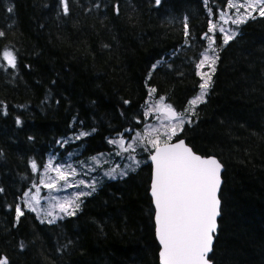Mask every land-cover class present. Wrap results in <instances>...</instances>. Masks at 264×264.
Here are the masks:
<instances>
[{"label": "trees", "instance_id": "16d2710c", "mask_svg": "<svg viewBox=\"0 0 264 264\" xmlns=\"http://www.w3.org/2000/svg\"><path fill=\"white\" fill-rule=\"evenodd\" d=\"M228 1L0 0V259L159 264L147 154L55 221L22 197L51 158L85 161L142 130L151 97L184 113L201 92L199 61ZM212 36L204 102L172 140L224 168L212 264H264V16L246 15L226 44Z\"/></svg>", "mask_w": 264, "mask_h": 264}, {"label": "snow or ice", "instance_id": "6c2138e0", "mask_svg": "<svg viewBox=\"0 0 264 264\" xmlns=\"http://www.w3.org/2000/svg\"><path fill=\"white\" fill-rule=\"evenodd\" d=\"M159 2L160 0H156L157 4ZM233 6L235 5H229V7ZM239 7L246 9V15L258 11L260 16H264V0H245V3ZM239 7H237V11H239ZM67 10L65 4V11ZM214 27L215 25H213ZM213 28H210L209 31H212ZM2 35L3 33L0 32V36ZM230 39H232L231 35L225 36L224 43H228ZM209 48H211V44H209ZM3 58L7 60L9 66H16L15 56L12 52L4 51ZM206 61L211 64L215 63L207 54L204 55L200 64L202 65ZM210 81L211 76L209 75L200 84V94L189 102V109H186L182 114L177 113L171 105L164 104L163 97L157 102L156 111H162L169 121H176L171 123L166 131L167 139L170 140L171 137L176 136L178 129L182 131L185 122L191 123V120L185 121L184 116L189 110L194 114L195 106L204 102ZM151 92H155V89H152ZM148 114L146 112L145 116ZM81 135H86V133ZM140 139V135L137 134V140ZM112 142L120 144L123 148L122 140ZM148 143L155 149V154L151 156L152 161L155 162L151 195L154 197L156 209L157 235L159 243L162 245L160 252L162 264H209L208 253L212 250L213 233L217 228V217L220 214V200L217 193L221 184L222 165L215 158H202L195 154L183 141H178L175 144L165 142L161 146L159 136H157L155 139H149ZM131 147L129 145V148ZM32 167L35 169L36 164L33 163ZM55 171L58 179L63 180L65 184L68 183L69 176L75 175L74 170L63 171L56 168ZM79 183L83 184L84 182L80 181ZM45 186L50 191L56 190V183L51 178L45 182ZM85 194L79 193L76 199H79V195ZM73 204L74 201H65L59 203L58 206L62 212L72 215L74 212H69V207ZM75 207L78 208L79 205L76 204ZM32 210L36 209L33 207ZM17 213L18 216L23 214L19 208H17ZM0 264H8L7 259H0Z\"/></svg>", "mask_w": 264, "mask_h": 264}, {"label": "rangeland", "instance_id": "374dc122", "mask_svg": "<svg viewBox=\"0 0 264 264\" xmlns=\"http://www.w3.org/2000/svg\"><path fill=\"white\" fill-rule=\"evenodd\" d=\"M244 3L245 0H229L225 9L219 13L217 20L211 23L210 28H213V25H215L213 30L209 31L210 39L208 38V41L209 44H211V48H209L208 44L206 51L201 55L200 61L203 60L205 54L215 61L216 51L212 46V35L218 32L222 34L223 39L225 36L232 35L234 26L240 23L246 16V9L244 7H239ZM230 4L235 6L229 7ZM237 7H239V11H237ZM233 21L238 22L234 23ZM213 65L214 64L207 61L202 65L199 63L198 73L202 83L204 79H207V76L211 75L214 67ZM158 101L159 100H154L152 97L148 100L147 112L149 114L146 116V121L142 130L128 136H119L118 138L110 140V143L113 144V151L98 153L85 161L71 160V156L68 155L67 158H64L61 162L56 164L54 163V159L51 158L49 165L41 172L40 184L34 186L32 190L23 195V205L31 209L34 207L36 209L35 212L41 218L55 221L61 216L68 215L66 212L60 210L58 206L59 203L74 201V204L69 207V212H71L76 208L75 205L78 204L84 196L79 195V199H76L79 193H91L98 181L102 179L125 177L130 170L136 169L142 165L145 161L144 155L147 154L148 157L146 158L149 159V155L154 149L152 145L148 143L149 139H155L159 136L160 144L172 140V137L170 140L167 139L165 133L171 123H175L176 121H169L167 117L156 111ZM189 107L190 105L188 109ZM190 112L191 110L184 116L185 121L189 120ZM137 134L140 135V140H137ZM121 140L123 142V148L120 144L112 142ZM129 145L132 147L129 148ZM56 168H60L63 171L74 170L75 175L69 176L68 183L65 184L63 180L58 179L57 172L55 171ZM109 173H111V175H109ZM49 178L56 183V190L50 191L49 188L45 186V182H48ZM80 181L84 183L80 184ZM33 197H36V199H33ZM37 200L39 201L38 203Z\"/></svg>", "mask_w": 264, "mask_h": 264}, {"label": "water", "instance_id": "95a60500", "mask_svg": "<svg viewBox=\"0 0 264 264\" xmlns=\"http://www.w3.org/2000/svg\"><path fill=\"white\" fill-rule=\"evenodd\" d=\"M161 114H162V111H161ZM163 115V114H162ZM166 116V115H165ZM178 141H183L184 143H185V145L187 146V147H189L187 144H186V142L184 141V140H176V141H172V142H170L169 144H175V143H177ZM161 146H163V145H161ZM190 148V147H189ZM192 150V149H191ZM193 151V150H192ZM153 154H155V149L153 150V152H152V154L150 155V157H149V160H150V165H151V182H150V190H149V195H150V197H151V199H152V205H153V208H154V212H156V209H155V204H154V197H152V195H151V183H152V179H153V177H154V172H155V162L154 161H152V159H151V156L153 155ZM196 154V153H195ZM198 155V154H197ZM202 158H215V157H213V156H201ZM217 161H218V159L217 158H215ZM219 162V161H218ZM220 163V162H219ZM223 172H224V168H223V166H222V168H221V171H220V179H221V184H220V187H219V190H218V193H217V195H218V198H219V195H220V191H221V188H222V184H223V179H222V175H223ZM219 200H220V198H219ZM220 209H221V200H220V206H219V213H220ZM219 218H220V214H219V216L217 217V228H216V230H215V232L213 233V243H212V250L208 253V260H209V264H212V262L210 261V255H211V253H212V251H213V246H214V242H215V237H216V235H217V229H218V220H219ZM154 227H155V239H156V241H157V243L159 244V247H160V250H159V264H162V260H161V257H160V252H161V250H162V245L159 243V238H158V235H157V225H156V222H155V213H154Z\"/></svg>", "mask_w": 264, "mask_h": 264}]
</instances>
